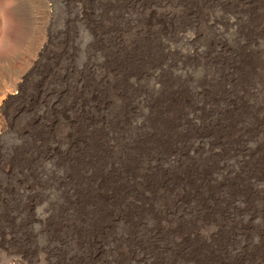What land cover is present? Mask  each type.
Here are the masks:
<instances>
[{
  "label": "rangeland",
  "instance_id": "374dc122",
  "mask_svg": "<svg viewBox=\"0 0 264 264\" xmlns=\"http://www.w3.org/2000/svg\"><path fill=\"white\" fill-rule=\"evenodd\" d=\"M40 1L0 0V264H124L162 197L173 217H264L261 194L231 207L257 169L232 155L264 149V0L220 54L209 0ZM196 23L195 53L181 35ZM222 157L232 188L212 180ZM162 232L149 239L170 244Z\"/></svg>",
  "mask_w": 264,
  "mask_h": 264
},
{
  "label": "bare ground",
  "instance_id": "6f19581e",
  "mask_svg": "<svg viewBox=\"0 0 264 264\" xmlns=\"http://www.w3.org/2000/svg\"><path fill=\"white\" fill-rule=\"evenodd\" d=\"M49 1L51 0L40 1L41 10L46 14H50L52 9ZM176 1L185 4L184 0ZM155 2H159L161 6L165 7L164 0L150 1V3ZM232 2L235 3V8ZM229 3L231 4L230 8H228L230 15L221 14L219 10L216 11V9L224 7ZM254 3L255 0H209V4L213 8L209 12L206 24L215 28L216 33L220 36L218 37L217 47L215 48L216 54L227 50L224 38H222L224 37V32H226L225 28L241 27L248 14L246 11L248 4L251 7L250 5ZM217 22H220L222 26H218ZM196 26H198V23L195 24L193 32H187L181 35L188 43L194 44L198 35L201 33L200 27ZM41 44L40 48H38L39 55L47 47L46 40ZM195 46L194 44L193 47ZM191 52H199L198 47L196 46ZM262 134L264 135V129ZM200 142V140L195 141L192 144V149L185 152V155L187 157H194L195 152L192 153V151L196 150ZM210 151L215 153L212 149ZM237 151L239 153L237 152V155H235L234 151L235 157L232 155L231 159L238 161L239 167L247 164L246 160L248 157H254L257 166L253 179L248 180L245 184V189L240 191L241 194H239L238 202L231 204V207L239 209V206L245 205L242 202L246 203L253 194H261L264 197V149L261 154L252 155V148L243 145ZM221 159V162L216 165L215 171L217 177L213 176L212 180L216 181L215 185L217 186H223L225 189L232 188L239 171L232 167L229 158L222 157ZM170 160H176V158L173 157ZM160 200L156 202V205H153L152 201L148 200L149 210L157 217H147V221L145 219L146 217H137V219L132 221V248L123 252V256L126 258L124 264H264V245L263 248H259V251L256 250L255 243H253L254 240L248 234V231L252 229L253 225L259 222H262L261 225L264 224V217H179V213L176 214V217H173V211H171L170 206L173 207L174 205L176 207L178 203L173 199L167 202L163 197ZM263 207L264 198L260 206L257 207V212L260 211V215H264ZM188 208L194 213L192 209L194 205H189ZM114 218L119 219L122 217ZM230 221H234L236 226L235 231L233 229L230 230V234L233 235L234 240L232 243H225L227 241H221L218 236L222 233L227 234L226 230L231 227ZM142 228L143 231L141 230ZM160 228L166 230V240H169L170 244L167 241L166 245L162 243L157 244L155 240L149 239L153 237L161 240L159 237L162 238L163 232L162 229L159 230ZM259 230L262 235L260 244L262 245V242L264 244V225ZM158 233H161L160 236H158ZM217 238L220 243L215 242ZM226 244H230L231 247ZM172 246H175V248Z\"/></svg>",
  "mask_w": 264,
  "mask_h": 264
}]
</instances>
